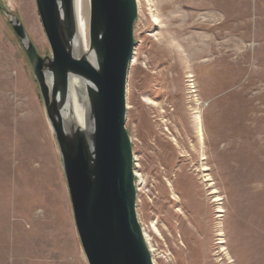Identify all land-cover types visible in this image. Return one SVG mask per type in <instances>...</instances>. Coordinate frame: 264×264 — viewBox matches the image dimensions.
<instances>
[{
	"label": "rangeland",
	"instance_id": "rangeland-1",
	"mask_svg": "<svg viewBox=\"0 0 264 264\" xmlns=\"http://www.w3.org/2000/svg\"><path fill=\"white\" fill-rule=\"evenodd\" d=\"M0 5L49 55L35 1ZM137 5L125 127L153 263L264 264V0ZM0 264H87L37 84L1 11Z\"/></svg>",
	"mask_w": 264,
	"mask_h": 264
},
{
	"label": "water",
	"instance_id": "water-1",
	"mask_svg": "<svg viewBox=\"0 0 264 264\" xmlns=\"http://www.w3.org/2000/svg\"><path fill=\"white\" fill-rule=\"evenodd\" d=\"M34 1L50 48L46 56L17 16L1 5L0 11L37 84L86 263L154 264L137 218L134 156L125 127L137 0H89L86 54L74 50V0ZM72 79L82 82L77 96L83 99V126L73 118Z\"/></svg>",
	"mask_w": 264,
	"mask_h": 264
},
{
	"label": "bare ground",
	"instance_id": "bare-ground-1",
	"mask_svg": "<svg viewBox=\"0 0 264 264\" xmlns=\"http://www.w3.org/2000/svg\"><path fill=\"white\" fill-rule=\"evenodd\" d=\"M75 14H76V26L77 34L74 41V49L79 51L81 54H86L88 52V23H89V0H74ZM134 58V56H133ZM132 65V63H131ZM71 88H74V84L82 87V82L78 80H71ZM73 97V108L75 120L83 126L84 121V104L83 99H78L75 90H72ZM68 120V113L64 115Z\"/></svg>",
	"mask_w": 264,
	"mask_h": 264
}]
</instances>
